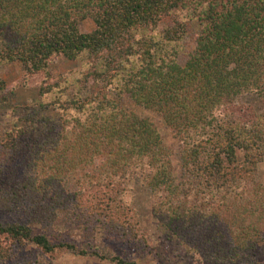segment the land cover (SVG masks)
Returning <instances> with one entry per match:
<instances>
[{"label":"trees","instance_id":"16d2710c","mask_svg":"<svg viewBox=\"0 0 264 264\" xmlns=\"http://www.w3.org/2000/svg\"><path fill=\"white\" fill-rule=\"evenodd\" d=\"M57 57L80 67L52 80ZM14 62L47 81L41 103L8 110L0 79V125L13 124L0 137V264H34L31 248L50 263L105 258L64 218L155 263L264 264V0H0V66ZM124 97L172 131L175 154ZM134 182L159 244L141 232ZM121 256L110 261L135 264Z\"/></svg>","mask_w":264,"mask_h":264},{"label":"rangeland","instance_id":"374dc122","mask_svg":"<svg viewBox=\"0 0 264 264\" xmlns=\"http://www.w3.org/2000/svg\"><path fill=\"white\" fill-rule=\"evenodd\" d=\"M166 21V23H168L169 19H167ZM93 29L94 24L91 20H86L80 25V30L82 32H90ZM198 32L199 28L196 24H188L187 37L185 39V49L183 52L184 56H186L187 52L192 49L195 37H197ZM79 67L80 61L78 60L70 61L63 57H57L49 64L46 72L48 77H50L52 80H56L60 76H65L69 74V72H72L78 69ZM0 79L5 83L6 89L4 91L3 96L7 97L8 99V110L14 107L26 106L29 103H41L42 99L39 98L38 90L43 81H47L46 75L42 73L28 75L24 71L20 63L14 62L0 66ZM49 82H51V80H49ZM91 89L94 90L95 93L96 91H98L99 88L92 87ZM252 100V98H247L246 102L249 103ZM122 105L137 112L142 118H148L149 120H151L155 124L158 133L164 143L170 149H172L174 154L177 152L178 141H176V139L173 137L172 131L165 126V124L158 118L155 113L144 110L141 107L134 105L127 97H124L122 99ZM48 110V114L50 116L56 115L52 107H48ZM17 125L22 128L24 126L22 122H19ZM12 127L13 124L11 122H4L3 124H1L0 137L4 136L7 131L12 129ZM176 157H174L175 161L173 160V164L175 167L178 163ZM17 164L18 166H16L15 168L19 171L21 167V162L18 160ZM11 168H14V165H11ZM4 176L7 177L6 174ZM257 178L259 181L264 182V160L258 167ZM132 188V201L137 213V219L140 224L141 232L145 235L150 244H159V234L150 211L151 199L149 193L147 190L141 189L139 187L138 182H134V184H132ZM69 191H74V188L72 186H69L68 192ZM2 217H4V211L2 210V208H0V218ZM63 221L66 224H62V221H59V223L61 224L58 225V228L60 230H64L62 231L63 233H69V238H74L77 243H79V246L83 249L91 250L92 247L97 248L99 255H103V257L105 258H98L89 254L86 256H81L69 252L62 256H59L50 263L43 257L39 256V254H37L35 251H33L34 249L31 248L30 252L25 251L23 255L24 259L29 260L31 263L34 264H114L110 261V258L115 256H121L124 254L125 258L128 257L131 261H134L135 264H160L148 260V257L140 259L138 258V256H135L134 252L131 250L129 251L127 256L124 252L123 246L119 242H117L116 239H113L108 234L104 235L102 229H100L101 227L94 229L89 228V230L83 232L79 231V229H77L76 227H71L70 225H68V223L65 222V218L63 219ZM21 222L24 223L25 220L21 219ZM33 230L35 233H37L39 232V227L35 226Z\"/></svg>","mask_w":264,"mask_h":264}]
</instances>
